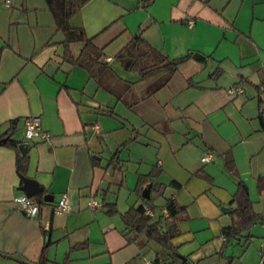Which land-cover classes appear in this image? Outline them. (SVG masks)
Returning a JSON list of instances; mask_svg holds the SVG:
<instances>
[{
	"label": "crops",
	"instance_id": "obj_1",
	"mask_svg": "<svg viewBox=\"0 0 264 264\" xmlns=\"http://www.w3.org/2000/svg\"><path fill=\"white\" fill-rule=\"evenodd\" d=\"M68 22L100 50L89 70L75 61L82 42H63L45 0H0V264L35 262L41 253L42 264H149L159 245L147 241L158 249L141 261L146 241L121 214L140 204L137 177L153 166L152 180L186 214L169 241L177 259L257 264L264 0H83ZM147 45L168 57L189 55L171 74L141 77L136 61L145 57L136 50ZM234 85L242 91L228 93ZM28 119L48 137L24 139ZM7 138L28 144L24 175L42 189L31 197L34 216L12 201L23 192L17 147ZM225 152L235 173L224 168ZM205 153L212 160L201 162ZM61 193L69 207L63 215L52 210ZM244 194L258 219L223 240ZM90 199L100 207L90 208Z\"/></svg>",
	"mask_w": 264,
	"mask_h": 264
},
{
	"label": "trees",
	"instance_id": "obj_2",
	"mask_svg": "<svg viewBox=\"0 0 264 264\" xmlns=\"http://www.w3.org/2000/svg\"><path fill=\"white\" fill-rule=\"evenodd\" d=\"M47 7L51 11L56 27L63 33V42L81 41L82 46L79 54L75 57V61L90 69V56L95 54V59L100 54L98 47L94 46L91 42V37H86L82 30L78 27L71 26L68 22V17L72 14L82 3L83 0H45ZM150 0H142V3H147ZM141 40L140 38H133L131 44L135 46L136 42ZM148 50H136L138 55H144L143 63L136 61L141 77L150 75L153 72L162 70L168 74L173 73L177 65L185 59L189 54H184L179 57H168L167 55L159 53L157 50L152 49L150 46H146ZM147 53V54H146ZM96 61V60H94ZM220 68L214 69L213 73H219ZM13 122V121H12ZM11 122V123H12ZM260 123L264 128L263 118L260 117ZM13 131H10V133ZM7 144L16 149V142L10 139H6ZM16 167L20 175H24L27 156L26 154L20 155L16 149ZM223 165L224 168L230 173H235L233 160L230 153H223ZM158 169L153 166L148 174L138 176L136 180V187L142 189L143 186L149 184V199L140 198V204L136 207H130L121 214V220L124 227L134 233V236L142 235L145 241H152L159 245L158 252L156 251L155 257L149 264H173L174 262L168 261V257H175L176 264H188L186 259H177L174 247L170 244V239L179 234L177 228V222L186 218L184 208L178 205L172 196L164 197L165 186L161 183L155 182L152 179L156 177ZM145 184V185H144ZM143 185V186H142ZM174 189H178L179 185L171 181L168 184ZM140 196V194H139ZM156 196H163L164 201L161 209L165 211V214H161L154 218L153 215L144 213V207L149 208L154 213V206L151 204L152 200ZM239 206L231 210L232 220L231 225L221 229L223 240L228 236H233L236 232L245 226H248L256 219L258 214L254 213L251 208V202L247 199L246 195H243L242 201L239 202ZM108 212H113L109 208ZM17 264H42L44 262L43 254L41 253L38 260L35 262H28L24 260H16Z\"/></svg>",
	"mask_w": 264,
	"mask_h": 264
},
{
	"label": "built area",
	"instance_id": "obj_3",
	"mask_svg": "<svg viewBox=\"0 0 264 264\" xmlns=\"http://www.w3.org/2000/svg\"><path fill=\"white\" fill-rule=\"evenodd\" d=\"M4 3L7 4L8 0H4ZM187 26H191V20L188 19ZM228 93H235V92H241L242 91V86L241 85H234V86H229L227 88ZM261 93L264 96V86L261 88ZM23 137L24 139H31L34 137H38L40 139H45L48 137L47 133L44 131H41L40 127L38 126V123L36 119H28L24 121V126H23ZM199 160L201 162H209L212 160V156L210 153H205L203 154ZM12 201L17 204L18 208L24 212V214L28 216H34L36 215L38 211V204L36 203L35 200H33L31 197H27L24 194L15 196L12 198ZM88 206L90 208H99L100 204L96 202L93 199H90L87 202ZM53 212L56 214H66L69 210L68 207V201H67V196L65 193H61L53 205ZM144 213L151 215L152 212L148 208L144 207ZM257 264H264V237L260 238L257 246Z\"/></svg>",
	"mask_w": 264,
	"mask_h": 264
},
{
	"label": "water",
	"instance_id": "obj_4",
	"mask_svg": "<svg viewBox=\"0 0 264 264\" xmlns=\"http://www.w3.org/2000/svg\"><path fill=\"white\" fill-rule=\"evenodd\" d=\"M193 57L199 58V59L203 58V56L197 52L193 53ZM27 147H28V144L24 142L19 143L17 145V149L19 150L21 155L25 153ZM19 177L21 180V186L18 187V189L22 191L25 196L32 197L33 195L41 192L42 190L41 187L37 184V182L34 179L26 177L25 175H20ZM140 197L143 199H149L150 197L149 184H146L145 186L142 187L140 191Z\"/></svg>",
	"mask_w": 264,
	"mask_h": 264
},
{
	"label": "rangeland",
	"instance_id": "obj_5",
	"mask_svg": "<svg viewBox=\"0 0 264 264\" xmlns=\"http://www.w3.org/2000/svg\"><path fill=\"white\" fill-rule=\"evenodd\" d=\"M164 194V193H163ZM166 196V193L164 194V197ZM164 197L163 196H156L151 204L154 206V218H156L157 216L161 215L160 214V211H161V206L163 204V201H164ZM144 246L142 247L143 249V254L139 257V259L142 261L143 259L144 260H149L151 258V250H152V246H156L155 243H152V242H143ZM158 249V246H156V249ZM173 261L174 263L173 264H176L177 263V260L176 258L173 256L171 257H168V261Z\"/></svg>",
	"mask_w": 264,
	"mask_h": 264
}]
</instances>
